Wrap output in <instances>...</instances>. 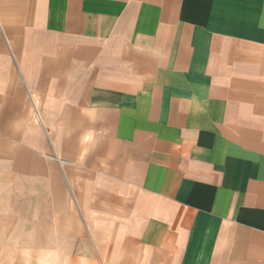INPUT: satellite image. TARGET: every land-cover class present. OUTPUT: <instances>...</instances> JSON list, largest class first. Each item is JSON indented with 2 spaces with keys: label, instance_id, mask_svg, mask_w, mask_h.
I'll return each mask as SVG.
<instances>
[{
  "label": "crops",
  "instance_id": "obj_1",
  "mask_svg": "<svg viewBox=\"0 0 264 264\" xmlns=\"http://www.w3.org/2000/svg\"><path fill=\"white\" fill-rule=\"evenodd\" d=\"M0 264H264V0H0Z\"/></svg>",
  "mask_w": 264,
  "mask_h": 264
}]
</instances>
